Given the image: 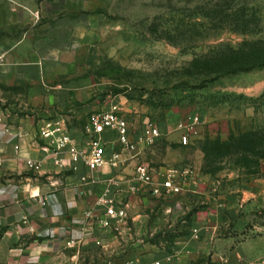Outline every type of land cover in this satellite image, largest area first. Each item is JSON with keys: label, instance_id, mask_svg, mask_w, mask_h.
Segmentation results:
<instances>
[{"label": "rangeland", "instance_id": "obj_1", "mask_svg": "<svg viewBox=\"0 0 264 264\" xmlns=\"http://www.w3.org/2000/svg\"><path fill=\"white\" fill-rule=\"evenodd\" d=\"M30 32L56 38L60 57L46 65L54 73L46 82L69 93L61 115L80 113L71 128L86 133L91 114L117 107L135 138L149 125L161 131L159 142L139 147L136 163L189 169L188 179L205 177L207 188L171 213L163 201L131 198L114 251L71 248L26 264H125L150 252L179 261L189 253L175 245L197 234L194 215L225 192L264 181V0H0V111L29 118L34 129L46 113L32 103L38 87L7 80L4 70L6 55ZM237 53L251 67L225 74L218 62ZM24 177L35 179L0 173V185ZM253 215L254 224H264V207ZM201 258L185 259L213 261Z\"/></svg>", "mask_w": 264, "mask_h": 264}, {"label": "crops", "instance_id": "obj_2", "mask_svg": "<svg viewBox=\"0 0 264 264\" xmlns=\"http://www.w3.org/2000/svg\"><path fill=\"white\" fill-rule=\"evenodd\" d=\"M54 39L55 36H51L46 42L45 38L30 32L6 55V79H17L20 84L27 80L36 85L38 89L31 94L34 105L30 104L45 106L46 115L40 116L41 123L33 129L29 118L17 120L9 109L0 111L5 124L21 135L14 139L0 136V173L35 176V179L24 177L0 185V264H26L30 260L62 254L71 248L78 250V254L100 249L105 253L114 251L115 246L121 244L119 235L123 233L117 234L120 226L103 228L97 218H86L88 212L97 209L110 180L119 184L120 191L116 190L115 198L118 202H125L128 215L131 198L163 201L164 208L171 213L176 206L183 209V205H188L190 193H201L207 188L205 177L199 183L187 178L181 195L164 200L154 197L147 188L135 182V167L140 164L136 163L138 155L125 156L123 152L120 167L112 169L107 166L99 172H89L82 162L74 163L69 154L56 156L45 150L39 130L45 121L53 119L66 123L79 149L86 151L89 146L86 133L71 128L80 113L67 119L60 114L68 106V91L47 86L46 80L49 81L48 77H53L54 73L48 72L46 65L52 67L55 58L60 57L59 51L52 48ZM46 43H49L47 52ZM107 141H116V135L112 134ZM60 159L67 163V167L57 165ZM30 162L36 167H31ZM73 167L77 170H71ZM85 177L87 182L82 181ZM179 197L184 198L174 205ZM263 207V180L232 189L219 195L206 212L193 216L197 234L175 245L176 250L181 254L187 252L188 256L182 255L179 261L168 263L166 254L150 252L144 256L134 255L125 264H264V224H254L253 215V211ZM72 240L75 243L69 246ZM190 254L198 260L209 255L213 261L186 262Z\"/></svg>", "mask_w": 264, "mask_h": 264}, {"label": "built area", "instance_id": "obj_3", "mask_svg": "<svg viewBox=\"0 0 264 264\" xmlns=\"http://www.w3.org/2000/svg\"><path fill=\"white\" fill-rule=\"evenodd\" d=\"M199 118H196L191 128L195 131V126L199 124ZM181 145L189 144L187 135L188 128L181 127ZM112 134L116 135V141H107ZM86 135L89 138V146L86 151L79 149L78 143L71 135L66 123L63 120H47L39 130V136L45 143L44 149L52 151L56 156L69 154L74 163L82 162L89 172H99L109 166L116 169L122 164V153L117 150L121 149L129 155L136 156L141 145L151 146L159 142L162 138L161 131L152 125L147 126L142 133L134 138L130 128L125 124L119 115L117 107L109 110L91 114L86 126ZM0 136L4 138H20V134L12 131L2 118H0ZM108 148L111 153L108 152ZM31 167H36L35 163L30 162ZM61 168L67 167V163L62 159L57 161ZM71 170L76 171V167ZM189 169L173 168L167 171H155L148 164L140 163L135 167V179L156 198L169 199L179 196L183 192L184 183L191 175ZM87 182L88 178H83ZM103 196L98 202L96 210L86 214V218L96 219L97 223L103 228H113L118 223L127 221L128 206L125 202H118L115 198L120 186L115 180H110ZM115 188V190H114ZM117 190V192H116ZM45 205V203H44ZM95 212H97L95 214ZM75 243L72 240L69 246ZM153 264H162L155 262Z\"/></svg>", "mask_w": 264, "mask_h": 264}, {"label": "trees", "instance_id": "obj_4", "mask_svg": "<svg viewBox=\"0 0 264 264\" xmlns=\"http://www.w3.org/2000/svg\"><path fill=\"white\" fill-rule=\"evenodd\" d=\"M218 64L221 67V71L228 75L244 72L251 67V64L245 58L239 57V53H237L236 57L227 61L221 60Z\"/></svg>", "mask_w": 264, "mask_h": 264}]
</instances>
